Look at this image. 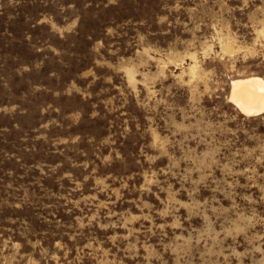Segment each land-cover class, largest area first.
<instances>
[{
    "label": "rangeland",
    "instance_id": "rangeland-1",
    "mask_svg": "<svg viewBox=\"0 0 264 264\" xmlns=\"http://www.w3.org/2000/svg\"><path fill=\"white\" fill-rule=\"evenodd\" d=\"M264 0H0V264H264Z\"/></svg>",
    "mask_w": 264,
    "mask_h": 264
},
{
    "label": "bare ground",
    "instance_id": "bare-ground-1",
    "mask_svg": "<svg viewBox=\"0 0 264 264\" xmlns=\"http://www.w3.org/2000/svg\"><path fill=\"white\" fill-rule=\"evenodd\" d=\"M229 102L246 117L264 113V80L251 76L230 82Z\"/></svg>",
    "mask_w": 264,
    "mask_h": 264
}]
</instances>
